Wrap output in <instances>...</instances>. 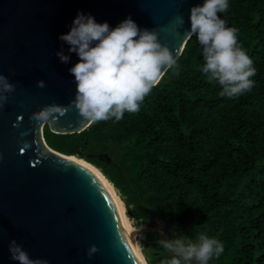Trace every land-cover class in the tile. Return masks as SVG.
Masks as SVG:
<instances>
[{"label": "trees", "instance_id": "obj_1", "mask_svg": "<svg viewBox=\"0 0 264 264\" xmlns=\"http://www.w3.org/2000/svg\"><path fill=\"white\" fill-rule=\"evenodd\" d=\"M228 4L219 15L256 68L250 92L219 95L200 71L192 35L176 59L179 74L168 70L138 111L75 133L44 126L43 135L54 150L96 166L136 220L157 212L165 237L219 239L224 250L209 264H264V0ZM160 233L144 238L152 264L164 258Z\"/></svg>", "mask_w": 264, "mask_h": 264}, {"label": "water", "instance_id": "obj_2", "mask_svg": "<svg viewBox=\"0 0 264 264\" xmlns=\"http://www.w3.org/2000/svg\"><path fill=\"white\" fill-rule=\"evenodd\" d=\"M202 3L0 0V74L15 85L0 109V264H18L9 253L13 239L31 258L46 259L48 264H136L104 185L88 167L61 157L44 139V126L54 133H75L92 121L83 119L74 107L39 127L30 115L52 103L69 105L74 98L76 86L69 68L78 57L59 37L69 31L78 12L113 27L131 17L140 28H155L160 42L177 59L190 37L189 9ZM61 49L70 57L68 63L56 55ZM38 78L45 87L37 86ZM127 213L133 218L129 209ZM151 216L155 222L137 232L141 238L149 231H162L158 213ZM93 244L98 251L89 257L87 249Z\"/></svg>", "mask_w": 264, "mask_h": 264}, {"label": "clouds", "instance_id": "obj_3", "mask_svg": "<svg viewBox=\"0 0 264 264\" xmlns=\"http://www.w3.org/2000/svg\"><path fill=\"white\" fill-rule=\"evenodd\" d=\"M228 6V0H203L202 4L192 5L187 34L195 35L201 45L204 63L200 71L210 82L219 84L222 89L219 95L234 98L252 90L255 82L251 77L256 75V68L238 43V30L228 27L219 15ZM180 19L183 23V18ZM158 37L157 29L140 28L131 17L113 27L107 22L98 23L91 14L78 12L69 31L59 37L68 45V51L78 57L69 68L76 86L74 98L69 105L52 103L35 110L30 119L39 127L57 119L55 114L63 116L72 107L83 119L92 122L112 118L119 121L125 111H138L144 97L168 70L173 75L179 74L176 58ZM56 55L62 63L70 59L62 49ZM36 83L41 88L46 86L39 78ZM14 91L15 85L0 74V109L7 102V94ZM142 227L133 226L132 231L139 232ZM159 236L157 244L163 249L164 258L158 264H209L224 250L219 239L204 232L197 233L195 239L179 234L166 238L162 231ZM136 244V264H152L145 247L139 240ZM8 247L11 259L18 264H48L46 259L31 258L14 239ZM97 251L96 245H90L87 255L91 257Z\"/></svg>", "mask_w": 264, "mask_h": 264}, {"label": "bare ground", "instance_id": "obj_4", "mask_svg": "<svg viewBox=\"0 0 264 264\" xmlns=\"http://www.w3.org/2000/svg\"><path fill=\"white\" fill-rule=\"evenodd\" d=\"M58 154L61 157L68 158V159H71L73 161H76L78 163L85 165L98 177V179L104 185V187L106 188V190L110 194L112 200L114 201V203L117 207L119 217H120L122 226L124 228V231L126 233V236H127L129 243L131 244V246H132V248H133V250L137 256L138 253L136 252V249H137L136 232L132 231V227H133V225L131 224L132 220L127 215V212H126L127 209L125 206L126 203H124L122 197L120 196L118 191L115 189L113 184L106 178V176L96 166L87 162L86 160H84L82 158H78L75 155H67V154H63V153L62 154L58 153Z\"/></svg>", "mask_w": 264, "mask_h": 264}, {"label": "rangeland", "instance_id": "obj_5", "mask_svg": "<svg viewBox=\"0 0 264 264\" xmlns=\"http://www.w3.org/2000/svg\"><path fill=\"white\" fill-rule=\"evenodd\" d=\"M126 209L128 210L127 207H126ZM127 210H126V212H127ZM127 215L129 216L128 213H127ZM129 218L133 220V222H134V224H135L136 227H140V226H143V227H145V226H151L155 222V219L154 218H150V219L145 220V221L144 220H136L135 217L131 218L130 216H129ZM131 224H132V222H131ZM137 240H139L140 244H142L144 247L147 246V241H145L144 238H141L139 236V234L136 232V241ZM146 250H147V252L150 251V249H148V248H146Z\"/></svg>", "mask_w": 264, "mask_h": 264}, {"label": "snow or ice", "instance_id": "obj_6", "mask_svg": "<svg viewBox=\"0 0 264 264\" xmlns=\"http://www.w3.org/2000/svg\"><path fill=\"white\" fill-rule=\"evenodd\" d=\"M93 182L97 183L98 184V181H95L94 178H93Z\"/></svg>", "mask_w": 264, "mask_h": 264}, {"label": "flooded vegetation", "instance_id": "obj_7", "mask_svg": "<svg viewBox=\"0 0 264 264\" xmlns=\"http://www.w3.org/2000/svg\"><path fill=\"white\" fill-rule=\"evenodd\" d=\"M164 233V232H163Z\"/></svg>", "mask_w": 264, "mask_h": 264}]
</instances>
